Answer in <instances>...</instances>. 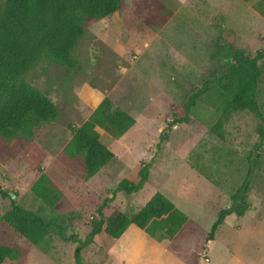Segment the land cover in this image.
Instances as JSON below:
<instances>
[{"label": "rangeland", "instance_id": "obj_1", "mask_svg": "<svg viewBox=\"0 0 264 264\" xmlns=\"http://www.w3.org/2000/svg\"><path fill=\"white\" fill-rule=\"evenodd\" d=\"M223 44L233 48L229 58L218 52ZM263 47L264 0H121L115 12L86 20L72 51L75 70L42 59L23 76L48 95L57 116L39 123L30 139L0 137V215L10 208V194L23 208L61 220L66 235L83 237L92 219L99 218L96 209L104 198L123 178L136 182L139 167L152 160L143 187L131 194L116 192L103 208L105 215L132 214L160 191L189 216L168 243L189 264L194 259L225 264L234 255L240 264H264L259 120L248 110H237L224 120L222 138L213 133L222 115L214 86L196 100L188 120H177L189 95L207 79L225 71L236 55L251 57ZM258 66L256 99L264 118V57ZM104 97L135 123L120 136L98 129L114 157L85 180L81 158L65 150L70 125L79 126ZM41 173L61 193L52 209L31 190ZM245 185V212L226 215L207 240L218 211L230 206ZM0 233L20 251L10 264H74V243L56 237L44 251L6 223L0 224ZM81 254L83 264H102L106 243L93 242Z\"/></svg>", "mask_w": 264, "mask_h": 264}, {"label": "trees", "instance_id": "obj_2", "mask_svg": "<svg viewBox=\"0 0 264 264\" xmlns=\"http://www.w3.org/2000/svg\"><path fill=\"white\" fill-rule=\"evenodd\" d=\"M121 0H4L0 7V137L11 140L15 137L30 139L41 122L53 120L57 108L46 93L27 82L23 76L40 60L45 59L63 65L66 70H75L77 60L72 51L84 33L88 19H100L115 12ZM218 52L224 58L233 54L230 45L223 44ZM264 57V47L254 56L236 55L234 62L218 76L207 79L202 89L189 95L184 106V115L178 121L188 120V114L196 100L210 86H214L217 106L222 115L211 127L221 138L224 120L234 111L248 110L259 120L257 130L264 139L263 114L256 99V88L260 76L258 62ZM135 119L125 109L104 97L88 117L77 127L70 125L72 136L66 152L80 157L83 178L94 176L113 157V151L102 142L98 129L111 131L115 136L125 133ZM161 136V135H160ZM162 139V136H161ZM152 160L143 163L137 171V181L123 178L97 207L99 216L92 219L89 231L79 237L67 234L64 223L58 218H45L29 211L11 200L10 208L0 215V224L6 223L19 236L31 244L47 251L53 240L74 243V264H83L81 251L94 242L96 234L104 231L118 238L129 224H135L159 243L166 245L189 220V216L160 191L154 192L137 211L128 214L119 211L105 215L103 208L116 192L131 194L140 190L148 181ZM33 194L48 208L59 201L61 193L45 173H41L31 186ZM246 185L240 187L230 206L218 211L211 225L207 240H212L217 227L226 215H242ZM5 195V194H4ZM20 256L14 240L0 233V264H10Z\"/></svg>", "mask_w": 264, "mask_h": 264}, {"label": "crops", "instance_id": "obj_3", "mask_svg": "<svg viewBox=\"0 0 264 264\" xmlns=\"http://www.w3.org/2000/svg\"><path fill=\"white\" fill-rule=\"evenodd\" d=\"M102 241L106 243L107 254L102 264H189L188 260L168 244L159 243L135 224H129L118 238L101 231L95 235L94 242ZM229 258L231 260L225 264L242 262L236 255ZM195 262L196 259L193 263L197 264Z\"/></svg>", "mask_w": 264, "mask_h": 264}]
</instances>
